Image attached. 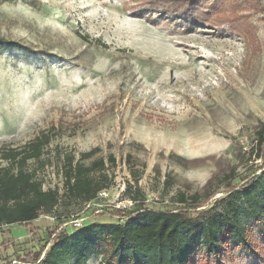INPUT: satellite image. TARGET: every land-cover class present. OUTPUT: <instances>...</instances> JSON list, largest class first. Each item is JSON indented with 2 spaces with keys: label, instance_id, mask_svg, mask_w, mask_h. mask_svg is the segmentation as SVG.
<instances>
[{
  "label": "rangeland",
  "instance_id": "rangeland-1",
  "mask_svg": "<svg viewBox=\"0 0 264 264\" xmlns=\"http://www.w3.org/2000/svg\"><path fill=\"white\" fill-rule=\"evenodd\" d=\"M147 1L0 0V40L26 48L0 51V168L3 154L43 133V156L27 167L62 194V156L96 148L92 160L103 159L112 181L90 222L119 221L111 206L134 174L148 207L174 210L176 194L201 192L225 166L240 176L264 166L254 157L264 124V0L257 10L243 0L218 7L252 25L251 48L215 27L139 15ZM79 211L61 202L47 217L2 227L0 264L32 257L47 232L62 230L56 216ZM231 264H264V255L237 250Z\"/></svg>",
  "mask_w": 264,
  "mask_h": 264
},
{
  "label": "trees",
  "instance_id": "trees-1",
  "mask_svg": "<svg viewBox=\"0 0 264 264\" xmlns=\"http://www.w3.org/2000/svg\"><path fill=\"white\" fill-rule=\"evenodd\" d=\"M243 1L257 10L260 0ZM227 2L148 0L137 13L152 12L157 18L171 19L185 29L215 27L240 37L251 48L254 28L235 12L226 16L218 8ZM12 47L26 50L18 42L0 40V51ZM48 143L42 133L19 150L2 155L1 160L7 166L0 168V229L14 224L28 225L41 216L47 217L61 202L77 204L81 211L99 191L109 189L112 178L106 173L105 162L101 158L92 160L96 148L80 153L77 159L74 155L62 156V194L58 188L44 189L36 170L28 169L27 165L41 159ZM254 147L255 159L262 162L264 124L255 131ZM107 161L114 164L115 160L109 156ZM139 179L140 175L134 174L132 184L124 187L122 196L132 206L119 211L123 219L113 223L87 221L78 228L67 226L52 239L53 233L49 231L45 243L32 257L18 255L7 264L13 261L14 264H87L92 257H100L98 264H231L237 250L264 255L262 163L241 176L234 167H223L222 173L213 175L201 192L176 194L178 208L174 210L148 207L137 186ZM70 218L56 216V221L61 226Z\"/></svg>",
  "mask_w": 264,
  "mask_h": 264
},
{
  "label": "built area",
  "instance_id": "built-area-1",
  "mask_svg": "<svg viewBox=\"0 0 264 264\" xmlns=\"http://www.w3.org/2000/svg\"><path fill=\"white\" fill-rule=\"evenodd\" d=\"M110 197L109 189L101 190L97 193L94 200L90 201L89 203H86L81 211L72 217L71 220L68 222H64L61 224L60 229H63L67 226H71L73 228L81 227L84 222L89 221L87 216L93 214H96V212L102 211L106 206H103L101 202L107 200ZM123 202L117 203L114 207L111 206V208H115L117 210H125L132 206V202L127 199H122ZM131 205V206H130ZM123 219L122 216H118V220ZM14 262V261H13ZM16 263V262H15ZM14 264V263H12Z\"/></svg>",
  "mask_w": 264,
  "mask_h": 264
}]
</instances>
